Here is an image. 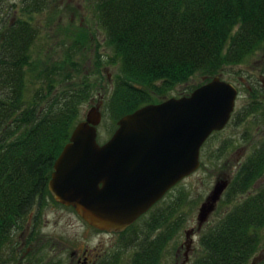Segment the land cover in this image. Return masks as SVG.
<instances>
[{"label":"trees","instance_id":"1","mask_svg":"<svg viewBox=\"0 0 264 264\" xmlns=\"http://www.w3.org/2000/svg\"><path fill=\"white\" fill-rule=\"evenodd\" d=\"M30 1L31 11L44 8L45 0ZM94 9L113 54L108 60L120 66L104 102L114 122L201 75L200 83L179 96L189 94L264 45V0H94ZM37 34L22 19L0 32V264L24 216L34 204L52 198L47 183L53 163L91 94V88L60 90L53 78L43 81L31 56ZM52 73L44 72L46 77ZM38 81L42 84L35 88ZM255 94L242 108L245 113L264 110L260 93ZM263 175L264 139L239 165L225 192L226 201L238 199L200 234V252L189 264H248L257 254L264 183L249 191ZM174 229L168 226L164 236L152 237L150 228L140 236L141 249L131 264H157Z\"/></svg>","mask_w":264,"mask_h":264},{"label":"rangeland","instance_id":"2","mask_svg":"<svg viewBox=\"0 0 264 264\" xmlns=\"http://www.w3.org/2000/svg\"><path fill=\"white\" fill-rule=\"evenodd\" d=\"M31 2L0 0V32H4L17 19L29 21L37 28L38 34L32 46L31 56L43 74V81L53 78L55 88L60 90L91 88L89 99L82 103L80 108V119H84L85 113L92 105L90 99L97 101L103 98L105 102L113 88V78L120 72L119 61L111 63L108 60L113 54L106 45L105 32L98 23L94 0H45L44 8L39 11H31ZM47 70L53 72L49 77L44 74ZM220 76L238 90L235 112L226 127L213 133L203 144L200 151V167L166 193L161 201L135 224L131 232L112 237L116 240L114 246L108 243L110 236L97 234L96 230L88 228L72 208L61 206L52 198H47V220L42 224V231L53 237L54 244L52 252L42 251L39 261L42 257L43 264H68L67 244L75 247L87 245L91 248L97 246L101 239L107 260L111 261L116 256L118 264H130L132 255L141 249L137 244L140 236L146 235L144 230L142 234L136 231L148 224L153 214V220L158 221L162 227L161 231L157 235L152 234V237H158L159 234L163 236L168 226L175 227L171 239L161 250V264H175V261L179 263L185 248H181L178 255L177 250L185 243L186 230L191 228L195 231L193 235L191 233L192 245L188 256L192 260L199 254L200 234L228 211L238 198L226 201V195L223 194L214 212L201 229L196 231V216L200 203L212 189L216 178L223 175L233 176L239 165L264 139V110L258 108L252 113L242 110L250 104L252 94L260 93L259 98L264 102V45L243 63L227 66ZM202 80L203 77L196 74L187 83L176 86L169 96L177 97L187 92L188 86H194ZM41 84L38 81L34 86L36 88ZM101 113L102 119L97 127L98 143L105 142L116 129V122L105 112L104 106L101 107ZM263 183L264 175L252 185L249 192L256 191ZM263 249L264 228L261 229L259 250Z\"/></svg>","mask_w":264,"mask_h":264},{"label":"water","instance_id":"3","mask_svg":"<svg viewBox=\"0 0 264 264\" xmlns=\"http://www.w3.org/2000/svg\"><path fill=\"white\" fill-rule=\"evenodd\" d=\"M236 96L235 86L215 75L188 95L170 96L121 116L102 144L97 126L103 100H98L75 124L55 159L47 184L50 194L98 229L125 230L199 168L203 143L229 122ZM229 180L215 181L198 208V226L213 212Z\"/></svg>","mask_w":264,"mask_h":264},{"label":"flooded vegetation","instance_id":"4","mask_svg":"<svg viewBox=\"0 0 264 264\" xmlns=\"http://www.w3.org/2000/svg\"><path fill=\"white\" fill-rule=\"evenodd\" d=\"M46 197L43 201L40 203L34 204L32 208L29 210V212L24 216V218L21 220L19 226L14 230L12 233L13 237L11 240V243L8 247L5 248L4 251V258L5 261L3 264H43L44 262L41 260L39 261V255L42 254V251L47 250L48 253L52 252V246L54 244L53 237L48 236V234L43 233L42 231V224L44 221L47 220V215L45 213V207H46ZM54 201V200H53ZM161 199L153 204V206L144 214H142L138 219L131 225V229H126L121 233H114V232H108L106 230H101L94 228L93 226L89 225L84 219H82L77 212L69 206H65L63 204H60L56 201H54L57 204H60L61 206H65L68 208H72L76 214L86 223L88 228H91L92 230H96L97 234L107 235L110 236V239L108 243L111 246H114V241H116L114 236L118 235H124L128 232H131V230L134 228L135 224L144 216H146L156 205L159 203ZM152 220V226H141L139 231H136V233L142 234L143 230L146 231V234L148 231H150V228H153V231L151 234L157 235L159 231H161V224L158 221H154V214L150 217ZM71 224V222L69 223ZM165 230V229H164ZM166 230L164 231L165 234ZM164 236V235H163ZM191 242H186L181 245V247L177 250L176 255L179 254L181 248H185V251L183 253L182 259L179 261H175V264H189L191 261L190 256H188V251L191 250L190 246L192 245ZM104 244L102 243V240H99V243L97 246L94 247H88L87 245L82 246H70L67 244L66 250L68 255V264H118L117 257L115 256L111 261L107 260L106 258V249L104 250ZM190 249V250H189ZM116 252V251H115ZM51 255V254H50ZM54 256V254L52 255ZM264 259V258H263ZM262 259V260H263ZM157 264H161V254H159V257H156ZM261 260V261H262ZM132 262V261H131ZM130 262V264H131ZM47 264V263H46ZM50 264H56V263H50Z\"/></svg>","mask_w":264,"mask_h":264}]
</instances>
